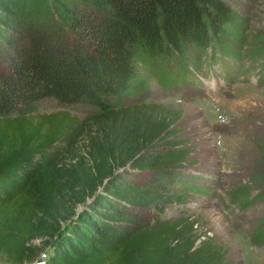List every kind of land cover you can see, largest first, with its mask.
I'll return each mask as SVG.
<instances>
[{
    "label": "trees",
    "instance_id": "obj_1",
    "mask_svg": "<svg viewBox=\"0 0 264 264\" xmlns=\"http://www.w3.org/2000/svg\"><path fill=\"white\" fill-rule=\"evenodd\" d=\"M236 15L228 0H0V262L49 245L43 264L231 263L192 214H167L186 195L179 111L127 99L153 57L229 47ZM256 37L264 52V27ZM45 98L95 111L34 118ZM257 167L263 196L264 145Z\"/></svg>",
    "mask_w": 264,
    "mask_h": 264
},
{
    "label": "rangeland",
    "instance_id": "obj_2",
    "mask_svg": "<svg viewBox=\"0 0 264 264\" xmlns=\"http://www.w3.org/2000/svg\"><path fill=\"white\" fill-rule=\"evenodd\" d=\"M228 1L237 11L234 33H223L229 47H190L153 57L148 66L142 65L143 88L127 102L164 101L179 111L177 123L191 147L183 168L186 181L180 186L186 195L167 214H192L198 231L227 245L230 264H264V242L253 238L264 226V195H258L261 187L253 180L262 171L257 161L264 145V52L252 50L264 27V0ZM189 67L186 80L172 86L161 83L162 74L176 72L182 78ZM52 111L62 117L68 111L69 119L89 117L95 110L45 98L32 116ZM51 250L47 245L27 264H43Z\"/></svg>",
    "mask_w": 264,
    "mask_h": 264
},
{
    "label": "built area",
    "instance_id": "obj_3",
    "mask_svg": "<svg viewBox=\"0 0 264 264\" xmlns=\"http://www.w3.org/2000/svg\"><path fill=\"white\" fill-rule=\"evenodd\" d=\"M27 264V263H26Z\"/></svg>",
    "mask_w": 264,
    "mask_h": 264
}]
</instances>
